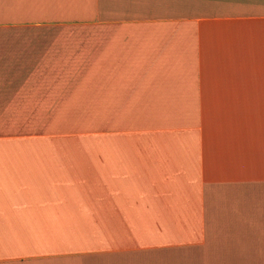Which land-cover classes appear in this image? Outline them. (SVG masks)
<instances>
[{"label":"crops","instance_id":"obj_1","mask_svg":"<svg viewBox=\"0 0 264 264\" xmlns=\"http://www.w3.org/2000/svg\"><path fill=\"white\" fill-rule=\"evenodd\" d=\"M3 140L0 264H264V0H0Z\"/></svg>","mask_w":264,"mask_h":264},{"label":"rangeland","instance_id":"obj_2","mask_svg":"<svg viewBox=\"0 0 264 264\" xmlns=\"http://www.w3.org/2000/svg\"><path fill=\"white\" fill-rule=\"evenodd\" d=\"M79 115H82V114H79ZM86 115H91V114H86ZM98 115H99V122L100 123L104 122L106 124L107 114H97V116ZM94 116L96 117V114H94ZM69 119L71 121H69L67 126H69V127L72 126V122H73L75 125L77 124L78 126H80V128L83 127V129H82L83 131H77L76 130V134H71V132H70V134H68V135H71L73 137H75V136L83 137V138H86L89 140H91L90 139L91 137H94V138H92V140L86 145L85 144L83 145V143H81L80 141L70 140L68 135L66 136L67 142L64 144H63V140L59 141V139H63V135H57V136H51V137H48L49 135H41L42 137H36L35 139H38V140L45 139L46 142L43 144H44L45 148L49 151H63V147L66 148L67 150H70V149L74 150L76 147V148H78V151H81L82 147L84 146V148H83L84 151L107 152V150H108V145H107L108 133H107V131L101 130L100 132L91 134L87 130L88 126L91 127L90 126L91 122H88V123H86V122L82 123L81 121L77 122V117H74V119H75L74 121H72V118H69ZM40 132H42V131H40ZM91 135H93V136H91ZM138 135L139 134H132L133 137L138 136ZM28 137H32V136H28ZM95 137H98V139ZM10 139H14V138H10ZM51 139H53L56 142H54V145H52L51 149H50L49 142H52ZM95 140H97L98 143H96ZM26 142L27 143H22L21 141H19V142H15L12 144V140H3V143H0V151L1 150L5 151V152H12V151L16 152V151H24V150L28 151L27 147L34 145V143L36 141L33 140V141H26ZM17 143H19L21 145V147H17L16 145H19ZM36 148H37V150L43 149L42 147H39L38 145H36ZM3 227L5 229V232L7 231V233L9 235H11V227L12 226H3ZM62 228H63V226H60V232H58L57 226L52 227V229L57 230L55 233H52V236H51L52 239L50 240V245L52 246V248H63V230H62ZM41 241L43 243H45L47 240L43 241V239H41ZM23 243L26 244L25 241H23ZM11 247H12L11 242H4V246L2 248H3V251L6 253L7 251L11 250ZM8 256H5V257H8ZM7 260H9V258H7Z\"/></svg>","mask_w":264,"mask_h":264}]
</instances>
